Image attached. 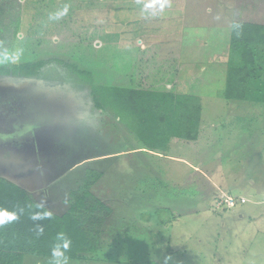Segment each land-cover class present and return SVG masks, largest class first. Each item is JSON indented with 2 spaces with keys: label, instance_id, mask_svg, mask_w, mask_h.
<instances>
[{
  "label": "rangeland",
  "instance_id": "rangeland-1",
  "mask_svg": "<svg viewBox=\"0 0 264 264\" xmlns=\"http://www.w3.org/2000/svg\"><path fill=\"white\" fill-rule=\"evenodd\" d=\"M236 20L264 24V0H0V59L60 57L96 84L202 106L197 142L156 151L58 65L0 77V178L61 214L87 171H100L91 190L132 229L111 241L112 261L27 254L24 264H264V103L225 95Z\"/></svg>",
  "mask_w": 264,
  "mask_h": 264
},
{
  "label": "trees",
  "instance_id": "trees-1",
  "mask_svg": "<svg viewBox=\"0 0 264 264\" xmlns=\"http://www.w3.org/2000/svg\"><path fill=\"white\" fill-rule=\"evenodd\" d=\"M19 25L12 48L17 44ZM229 34L226 97L264 103L260 63L264 24L236 20ZM52 65L87 81L95 106L112 109L120 123L151 150L166 151L173 140L197 142L201 136L202 106L194 95L99 85L90 70L60 57L24 63L0 59V77L37 78ZM102 176V172L89 169L83 184L72 192L69 208L61 214L45 207L19 184L0 178V264H24L27 254L78 262L114 260L111 241L126 242L127 231L132 229L112 223V208L91 190ZM167 210L161 208L157 213ZM4 213L15 219H7ZM146 264L159 263L149 260Z\"/></svg>",
  "mask_w": 264,
  "mask_h": 264
},
{
  "label": "clouds",
  "instance_id": "clouds-1",
  "mask_svg": "<svg viewBox=\"0 0 264 264\" xmlns=\"http://www.w3.org/2000/svg\"><path fill=\"white\" fill-rule=\"evenodd\" d=\"M7 219L11 220V219H15L14 215H8L7 213L3 214ZM65 247H67V245H65ZM58 255V254H57Z\"/></svg>",
  "mask_w": 264,
  "mask_h": 264
}]
</instances>
